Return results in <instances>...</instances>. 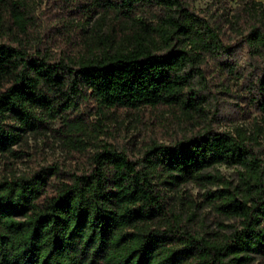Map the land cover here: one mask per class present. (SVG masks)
Masks as SVG:
<instances>
[{"label": "rangeland", "instance_id": "1", "mask_svg": "<svg viewBox=\"0 0 264 264\" xmlns=\"http://www.w3.org/2000/svg\"><path fill=\"white\" fill-rule=\"evenodd\" d=\"M203 21L229 50L217 48L208 39ZM188 32L191 35L184 37ZM263 36L264 0H171L165 6L156 0H0V43L30 56L77 63L113 55L164 54L178 47L189 51L195 61L194 69L184 66L179 81L161 91L157 102L149 106L105 105L87 90L75 111L65 116L69 123L46 120L44 110L31 106L40 119H45V125L22 133L21 140L9 151L0 152V182L29 178L49 167L53 170L45 177L42 197L55 194L60 184H70L81 175H92L90 189L97 182L103 188L117 189L120 169H134L140 178L138 172L141 174L144 167L148 168L145 165L152 164L147 161L152 160L159 167L152 170L159 175L146 183L155 194L168 189L162 206L169 212V223L173 225L176 216L180 230L194 239L215 243L221 234L242 227L240 218L234 216L239 209L232 214L233 207L227 201L234 195L239 206L251 205L244 199L251 191H243L253 183L250 166L228 158L204 164L215 156L210 151L202 161L195 160L191 166L198 168L187 179L183 170L169 171L168 158L151 149L189 151L185 141L205 136L208 151L212 136L219 134L232 137L264 160V109L260 106L264 96L258 90L264 76V45H257ZM195 150L197 158L203 157V149ZM133 183L128 182L126 189ZM121 193L113 194V200ZM162 194L158 195L164 199ZM147 197L136 186L124 200L115 201L113 207L105 206L116 216L109 231L112 248L108 252L99 257L79 241L72 253L91 264H143L133 248L134 239L141 233L169 227L154 220L145 222L142 219L148 217H137V213L131 214L133 210L126 216L130 209L140 208L141 198ZM2 234L0 230V241H4ZM177 235L181 236L172 231L166 236L176 240V247L198 252L191 239L180 243ZM162 252L155 253L149 264H165L166 254ZM248 255L251 258L231 256L222 260L224 264H264V256ZM176 258H172V264H196L195 258L191 259L193 263L185 255ZM0 264L9 262L0 258Z\"/></svg>", "mask_w": 264, "mask_h": 264}, {"label": "trees", "instance_id": "2", "mask_svg": "<svg viewBox=\"0 0 264 264\" xmlns=\"http://www.w3.org/2000/svg\"><path fill=\"white\" fill-rule=\"evenodd\" d=\"M156 1L165 6L171 0ZM202 27L217 48L223 51L230 49L222 45L218 34L207 22L203 21ZM189 35L191 34L188 32L184 37ZM262 40L257 43L258 47L264 45V38ZM177 48L171 47L164 54L149 52L143 55H113L105 59L75 63L64 60L51 62L0 43V152L9 151L21 140L22 133L42 129L45 119H63L69 123L65 116L75 111L76 103L84 100V92L87 90L105 105L135 108L155 104L161 91L168 90L173 83L179 81V73L184 66L189 70L194 69L192 54L186 49ZM258 90L264 96V76L259 80ZM31 106L44 110L46 118L40 119ZM260 106L264 109V100ZM212 137L213 144H210L208 151L205 149L206 140L204 141L207 137L197 136L184 142L189 145V151L185 148L179 150V153L174 150L171 153L169 148L156 147L151 152L156 154L161 151L170 163L168 170H183L187 179L192 178L193 174H188L198 168L191 166L195 160L202 161L210 151L215 156L204 164L228 158L235 163L249 165V177L253 183L248 186L249 189L243 188V191H251L244 198L251 205L239 206L234 195H230L227 201L233 207L232 214L236 212V208L239 209V213L234 216L240 218V229L221 234L219 239H215V243H209L194 239L180 230V219L176 216H173L174 222L171 225L166 218L169 212L162 206L163 200L168 198L165 192L168 189L155 190V194L154 189H150L146 183L159 175L152 170H159L152 160L147 161L152 163L145 165L148 168L144 167L141 174L138 172L140 178L135 176L134 173L137 172L134 169H120L117 172V189L103 188L99 182L90 189L92 175H81L70 184H60L55 194L42 197L45 177L53 170L47 167L44 172H35L29 178L20 177L0 182V230L4 239L0 241V258L7 260L9 264H91L78 258L72 250L77 249L76 244L82 241L80 245L93 248L91 252L96 255L108 252L112 248L109 231L116 216L105 206L109 204L113 207L115 201L124 200L134 193L136 186L148 197H142L140 208L130 209L126 216L133 210L131 214L137 213V217H148L142 219L145 222L154 220V223H167L170 227L163 231L141 233L134 239L133 248L140 255L139 261L143 264H149L160 250L166 254L165 264H172V258L177 255H180V259L185 255L190 263L195 258L196 264H224L222 259H229L231 256L234 259L242 256L249 259V253L264 256V160H259L251 149L230 136L214 134ZM194 148L203 149L200 152L203 157L197 158L196 155L199 154L195 153ZM188 154L192 156V160L186 156ZM143 157L144 155L140 159ZM160 157L161 155L157 156L158 159ZM129 174L132 178L128 177ZM109 181L114 183L113 179ZM130 181L134 183L131 188L126 189ZM84 183L87 185L84 186ZM140 184L142 188L139 187ZM118 191L122 192L121 195L113 200L112 195ZM160 193H163L164 199L160 198ZM172 231L181 234L177 235L180 243L191 239L198 252L188 253L186 249L189 247H179L180 243L176 247V240L166 236ZM182 234L186 237L182 238ZM187 253L189 256H186Z\"/></svg>", "mask_w": 264, "mask_h": 264}]
</instances>
